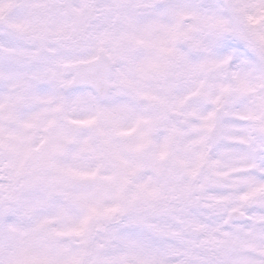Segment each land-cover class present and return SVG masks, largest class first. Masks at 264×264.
<instances>
[{"label": "snow or ice", "instance_id": "obj_1", "mask_svg": "<svg viewBox=\"0 0 264 264\" xmlns=\"http://www.w3.org/2000/svg\"><path fill=\"white\" fill-rule=\"evenodd\" d=\"M0 264H264V0H0Z\"/></svg>", "mask_w": 264, "mask_h": 264}]
</instances>
